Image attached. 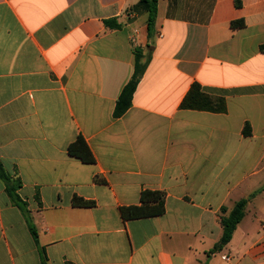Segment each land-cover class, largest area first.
Here are the masks:
<instances>
[{"label":"crops","instance_id":"crops-1","mask_svg":"<svg viewBox=\"0 0 264 264\" xmlns=\"http://www.w3.org/2000/svg\"><path fill=\"white\" fill-rule=\"evenodd\" d=\"M138 2L0 0V165L23 205L0 178V264L39 247L48 264H264V0H156L150 34ZM134 49L145 70L114 118ZM193 83L225 111L180 108ZM77 136L93 163L67 153ZM142 190L163 213L123 220Z\"/></svg>","mask_w":264,"mask_h":264},{"label":"trees","instance_id":"trees-1","mask_svg":"<svg viewBox=\"0 0 264 264\" xmlns=\"http://www.w3.org/2000/svg\"><path fill=\"white\" fill-rule=\"evenodd\" d=\"M156 0H139L138 7L147 13V30L150 34V30L153 27L155 15H156ZM238 6V3L236 4ZM106 25H109V21H105ZM243 23L241 21L231 22V28L241 27ZM133 60V73L129 81L123 86L114 106L113 117H121L130 107L132 95L135 88L145 70L146 61L141 51L134 49ZM180 108L193 109V110H206L216 113L225 111V103L221 97L211 96L204 93L200 86L196 83L191 84L189 90L183 97ZM250 129L246 124L243 129L245 136L249 135ZM67 153L69 156L79 159L83 163H93L94 158L85 141L81 136H77L76 139L68 145ZM0 178L5 183V190L10 198L11 202L18 208L22 209L23 205L20 202L18 196L15 194V190L19 187V182L16 180H10L9 177L3 172L0 165ZM247 203V199H240L235 202L229 210L226 207L219 209V224L221 227V235L219 240L209 250L207 255L219 252L231 239L232 234L243 218L244 208ZM73 206L76 207H90L93 206L92 202L84 201L80 198L73 197ZM164 211V193L154 190H142L139 196V204L136 206L121 207L119 208L120 216L123 220L139 219L159 216ZM30 233L35 241L36 233L30 228ZM40 264H48L43 248L39 247ZM204 264V263H203Z\"/></svg>","mask_w":264,"mask_h":264}]
</instances>
